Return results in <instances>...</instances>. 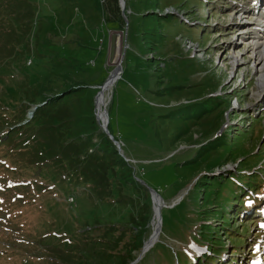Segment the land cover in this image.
I'll list each match as a JSON object with an SVG mask.
<instances>
[{
	"label": "rangeland",
	"instance_id": "1",
	"mask_svg": "<svg viewBox=\"0 0 264 264\" xmlns=\"http://www.w3.org/2000/svg\"><path fill=\"white\" fill-rule=\"evenodd\" d=\"M25 1L32 4L35 13L29 50L8 70V78L17 86L35 70L39 61L44 67L58 71L61 62L68 57L70 59L67 60L75 61L81 74L94 78L90 85L99 83L106 70L111 69L106 66L110 25L103 23L98 0ZM200 1L123 0L126 12L127 9L132 12L127 16L125 26L127 47L119 80L103 94L106 110L113 99L112 131L121 135L122 153L137 166L149 161L144 165L143 182L150 189L158 191L166 207H162L158 199L160 208H163V234L169 236L162 237L161 241L166 249H175L180 254L193 250V244L189 243L191 238L201 243L197 238L200 218L194 216L192 201L197 189L186 196L193 183L185 189L184 186L198 174L204 175V169L211 170L212 177H220L226 175L228 170L235 171L237 168L231 161L217 167L214 158L216 152L207 154L198 148L213 140L221 124L229 125L227 131L233 139L234 127L240 122L243 123L241 127H245L251 121V114L256 120L260 119L259 123H251L254 131L260 126L264 128V77L260 78L261 74L256 71L252 61L250 36L242 31L252 24L263 26L264 20H255L251 15V11H255L252 5L256 2L203 0L202 4ZM236 10H242L246 16L237 17ZM145 11L154 13L143 16ZM194 14L207 21L198 26L207 23L206 26L200 27L202 32L198 29L182 32L180 21L183 30L199 24L197 18L192 17ZM99 40H103L102 46ZM37 51L45 55L38 57ZM29 60L32 65L25 66ZM231 72L234 73L233 78L228 77ZM63 75L70 77L71 69H64ZM5 82L3 59L0 58L1 109L19 99L15 84L9 83L11 88ZM215 92H225L229 106L235 95H241L240 100L233 101L226 119L225 115L217 116L220 109L204 114L199 109L194 113L198 104L193 102L208 99L206 107L210 108L213 99L210 96ZM123 118L127 120L122 121ZM263 142L264 136L257 147ZM16 147L17 144L3 143L1 137L0 264H54L55 259L70 261L78 247L76 243L81 240L94 242L92 239H100L107 227L116 223L126 224L130 213L128 206L112 200L100 201L88 187L79 185L68 188L64 180L55 179L50 170L45 178H40L38 171L25 166L21 154L13 152ZM170 155L175 156L162 162ZM194 157H197L198 164ZM257 158L261 161L264 156ZM187 161L191 163H185ZM177 163L179 165H175ZM34 178L44 181L34 182ZM67 197L75 199V207L71 208L66 203ZM203 199H198V205ZM179 201V206L174 210L168 209ZM154 202L155 225L153 215L150 222L153 234L158 218L156 197ZM250 219L262 223L258 231L264 233V210L258 209L257 218L249 216L244 221ZM239 221V216L234 217L235 224L231 228L236 227ZM219 227L220 224H216L215 228ZM255 229L247 237L253 244L242 246L230 257V247L225 245L227 247L224 248H228V255L224 256L229 258L227 262L237 260L239 264H264V234L256 241ZM130 234V230L124 234L123 242L129 239ZM158 236L159 233L156 240ZM223 237L220 236L221 240H224ZM113 239L111 233L106 235V241ZM153 244L154 241L150 242L146 248L149 246V250ZM249 248L257 253H247ZM160 260L163 258L159 259L158 253L154 252L148 264ZM92 264L117 263L94 259Z\"/></svg>",
	"mask_w": 264,
	"mask_h": 264
},
{
	"label": "trees",
	"instance_id": "2",
	"mask_svg": "<svg viewBox=\"0 0 264 264\" xmlns=\"http://www.w3.org/2000/svg\"><path fill=\"white\" fill-rule=\"evenodd\" d=\"M97 3L102 11L103 23L109 24L111 30L122 29L124 24L117 0H98ZM149 13L153 14L154 12L145 11L144 15H150ZM34 16V8L30 2L0 0V58L3 59V77L6 79L5 85L8 87L12 88L8 84L14 83L8 78L10 75L8 70L15 66V61L22 59L24 53L29 50L28 43ZM192 17L198 19L197 14ZM179 26L182 32H192L197 29L189 27V30H183L184 26L181 21ZM37 53L38 57L45 55L38 51ZM67 59L61 62L58 71L44 67L42 61H39L35 65V70L21 83L17 86L14 83L19 93V99L12 105L0 108V133L3 132L0 139L3 137V143L6 144L12 143L13 146L17 144L13 152L21 154L25 166L38 171L37 175L40 178H45L47 171L50 170L55 179L64 180L68 187L89 186L98 200H112L129 207L130 213L126 224L116 223L114 226H109L100 239L82 243L76 249L78 255L73 256L65 264H92L94 259L105 262L112 260L117 264H132L150 234L152 218L150 195L146 186L136 180L137 178L143 181L145 164L137 166V164L132 165L126 162L118 154L108 137L99 130L95 120L94 97L98 92L97 87L103 84L109 72L104 68L106 70L104 78L99 83L90 85L89 82L94 78L81 74L75 61ZM67 68L71 69L70 77L63 75V70ZM237 97L240 100L241 95H237ZM112 101L113 99L107 107L109 116L107 128L115 140H121L120 133L115 134L112 131ZM222 103L227 102L223 101V97L215 96L209 107L216 109ZM199 105L200 108L198 107L195 112L200 109L201 113H206L203 102ZM33 108L32 117L24 122L27 111ZM226 109L227 107L221 108L220 114L226 112ZM249 116L251 121L255 122V118ZM126 120V118L122 119V121ZM256 122L259 123L260 120L258 119ZM240 124L236 125V129H234L236 139L233 142H230L229 132H227L229 126H227L223 128L221 134L215 136L214 140L204 146L207 154L212 151L216 152L215 155H217H213L215 165L231 161L237 165L236 171L228 172L227 176L213 178L212 171L204 169V172H208L209 175L205 173L198 180L195 185L197 194L192 196L195 208L198 210L194 212V215L196 218H200L197 238L202 243V247L216 255H219V247L222 244L219 238H214V235H217L214 223H222L218 232H222L226 236L227 242L233 245L232 249L238 247V250L247 243L246 235L242 241H240V237L244 234L250 235L253 231L252 227L258 228V222L251 220L246 223L247 228L244 224L238 228L235 227L234 236H231L232 232L228 230L232 219L227 217L229 214L227 207L229 205L238 206L241 203V196L245 192L243 188L264 192V182L263 185L255 189L259 179L264 180V173L260 171L261 167L258 164L260 161L254 160L252 162V164H256L254 166H246L247 164L243 162L244 159L255 158L264 152V143L260 148H257L259 139L264 134L263 127L260 126L254 131L249 125L245 131L240 128ZM174 156L172 155L169 159ZM197 162L196 160V164ZM175 165H179V163ZM34 182L36 181L34 180ZM235 189H239V191L236 192ZM218 190L221 191L220 194ZM201 196L204 199L198 205V199ZM249 197L247 195L246 200ZM249 202L257 204L261 200L254 198ZM221 204L225 208L220 206ZM211 220L212 223L209 222ZM129 230L131 231L129 239L123 242L122 238ZM108 233L114 236L111 242L105 240ZM260 236L259 233L255 234L257 238ZM153 250L167 251V249H157L156 247ZM155 252L159 257L165 253ZM146 256L138 264H148L149 256ZM175 258L172 255L173 263L165 259L157 261L155 264H190V260L184 255H177V259ZM195 259L197 260L198 257ZM201 260L202 264H219L215 257L212 258L208 254L203 255ZM199 261L198 259V263Z\"/></svg>",
	"mask_w": 264,
	"mask_h": 264
},
{
	"label": "bare ground",
	"instance_id": "3",
	"mask_svg": "<svg viewBox=\"0 0 264 264\" xmlns=\"http://www.w3.org/2000/svg\"><path fill=\"white\" fill-rule=\"evenodd\" d=\"M121 1L123 2V0ZM252 26L250 28L244 27L242 31H244L245 34L250 36L249 37L250 39L249 49L251 50L250 52L252 54V61L254 63V66L256 67V71L260 72L261 74L260 78H262L264 77V31H262L261 29H258V27L255 26L254 24H252ZM119 74L120 72H118L117 70H113V72H111L109 79L106 81V83L102 87V93L97 98L96 108L98 110V115L100 118L102 116L101 110L106 105L103 94L108 92L113 87V85L115 84V82L117 81L119 77ZM160 205H161L160 201L157 199L158 218H157V224L155 227V232L153 234V237H151V240H150L151 243L157 238V235L159 233V213H160L159 211L161 210ZM148 248L149 246H147L145 250L147 251Z\"/></svg>",
	"mask_w": 264,
	"mask_h": 264
},
{
	"label": "water",
	"instance_id": "4",
	"mask_svg": "<svg viewBox=\"0 0 264 264\" xmlns=\"http://www.w3.org/2000/svg\"><path fill=\"white\" fill-rule=\"evenodd\" d=\"M119 5H120L121 12H123V2L121 0H119ZM122 48H123L122 47V31L120 30L110 31L108 34L106 64L109 67H114V70H117L118 72H120V64L123 58ZM100 94H101V91L97 94V96L95 97V100H97V97ZM101 115H102L101 118L97 117V120L100 119L101 122L104 123V125H106L107 123L106 113L102 112ZM103 129H104V133L109 136L107 129L105 127H103ZM109 138L112 139L111 136H109ZM151 193H153V191H151Z\"/></svg>",
	"mask_w": 264,
	"mask_h": 264
}]
</instances>
